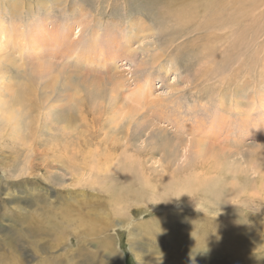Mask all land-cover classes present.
<instances>
[{
  "label": "rangeland",
  "instance_id": "obj_1",
  "mask_svg": "<svg viewBox=\"0 0 264 264\" xmlns=\"http://www.w3.org/2000/svg\"><path fill=\"white\" fill-rule=\"evenodd\" d=\"M11 84L0 264H264V0H0Z\"/></svg>",
  "mask_w": 264,
  "mask_h": 264
},
{
  "label": "bare ground",
  "instance_id": "obj_2",
  "mask_svg": "<svg viewBox=\"0 0 264 264\" xmlns=\"http://www.w3.org/2000/svg\"><path fill=\"white\" fill-rule=\"evenodd\" d=\"M16 6V5H15ZM13 9H15L14 7H13ZM161 36V35H160ZM160 38V37H159ZM59 41V40H58ZM69 46V45H68ZM62 48V47H61ZM61 48H59V49H61ZM66 50V49H65ZM75 52V51H74ZM68 55V54H67ZM66 55V56H67ZM71 55V54H70ZM70 57V56H69ZM68 57V58H69ZM81 59V58H80ZM88 59V58H87ZM83 63V62H82ZM86 64V63H85ZM52 69V68H51ZM51 69H49L48 67H45V66H38L37 67V71H40L42 74L43 73H45V72H50L49 70H51ZM56 76H59V75H56ZM147 80V79H146ZM146 80H145V82L144 83H142V84H139L138 86H137V91L140 93L141 92V90L142 89H144V86L145 85H147L148 84V82H147V84H146ZM11 83V82H10ZM33 84V83H32ZM143 85V87H140V86H142ZM20 86V85H19ZM17 86V88L15 87V85H12L11 84V86H7V93H8V97H10V100L9 99H7V98H5V97H3V95L2 94H0V97H2V98H0V109H1V111H5V110H7V109H9V113H8V119H9V117L10 118H13V119H15V121H16V123H18L19 121H18V119H17V116H18V114H21L22 112V110L26 107V103H25V98H27V101H28V98H32V96H31V94H29L27 91L28 90H31V89H33V87H29V88H27V91H25V89H24V91L25 92H23V88H22V86H24V85H22V86ZM27 86V85H26ZM51 93H54V88L52 89V91H51ZM142 93H140V95H141ZM53 99V98H52ZM9 100V101H8ZM52 102V101H51ZM54 103V102H53ZM7 106H9L8 108H7ZM12 109H15L16 111H12ZM84 110V109H83ZM82 111V110H81ZM82 113V112H81ZM80 116L81 115H76V114H73V113H70V112H64V114H63V119L64 120H67V121H69V122H71V121H76L77 119H79L80 118ZM84 117V116H83ZM77 143H76V146L73 144V152H71L72 154L78 149V148H81L82 146H84V145H86L85 143V141H84V139L82 140L81 139V135H79L78 137H77ZM88 145V144H87ZM200 145H202V148L201 149H199V151H204V147H205V145L206 144H204L203 142H201L200 143ZM69 148V146L67 145V143H63V144H60V143H56V144H54V146L53 147H50L49 149L51 150V153H54L55 155H57V152L59 151L60 153H61V155L62 156H66L67 154H68V152L66 151L67 149ZM61 149H63L62 151H61ZM65 150V151H64ZM113 150H116V148H114ZM219 154V153H218ZM216 155V154H215ZM215 155H214V157H215ZM215 158H217V157H215ZM114 160H115V158H113ZM128 160V159H127ZM69 162H70V160H69ZM213 162H214V164L213 165H215L216 164V162L213 160ZM212 163V162H211ZM109 165H112V158H110V162H109ZM205 165V164H204ZM203 165V167H205ZM49 166V165H48ZM201 166V165H200ZM202 167V166H201ZM214 167V166H213ZM216 167V166H215ZM217 167H219V166H217ZM216 167V168H217ZM212 168V167H211ZM216 168H214V169H216ZM203 169V168H202ZM207 169V168H206ZM205 168L203 169V170H206ZM213 169V168H212ZM218 169H221V168H218ZM47 170V169H46ZM202 170V171H203ZM208 170V169H207ZM48 171V170H47ZM201 171V172H202ZM211 171V170H210ZM216 171V170H215ZM194 173V172H193ZM198 173H200V172H198ZM205 173H207L206 171H205ZM218 173V172H217ZM207 175V174H206ZM209 175H211V174H209ZM196 176H198V175H196ZM202 176V175H201ZM192 177V176H191ZM200 177V176H199ZM207 177V176H206ZM197 178L196 177V179H194V180H192L191 182L190 181H187V180H185L184 182H177L176 183V181L174 182V183H171L170 185H167V184H164V185H159V186H162L161 187V191H160V195L161 194H168V200H169V198H171L172 196H177L178 198L181 196V195H183L184 193H189V192H194V193H196V192H202V193H206V192H208V191H212V186L214 187V185H216V181L214 180V179H208L209 178V176H208V178ZM174 179V178H173ZM177 180V179H176ZM181 180V179H180ZM174 181V180H173ZM179 181V180H178ZM216 182V183H215ZM167 192V193H166ZM215 192H217V191H215ZM222 195H225V194H222ZM226 195H228V194H226ZM225 195V196H226ZM162 196V198L164 199V201H166V196L165 195H161ZM229 196V195H228ZM195 197V196H194ZM210 197V196H209ZM230 197V196H229ZM195 199H197L198 200V198H195ZM210 199H211V197H210ZM162 200V199H161ZM161 200H159L160 202H162V203H164L163 202V200L161 201ZM168 200H167V202H168ZM170 201H171V199H170ZM204 201H206V202H208L207 200H204ZM211 201V200H210ZM209 203V202H208ZM200 204H201V202H200ZM207 204V203H206ZM205 206V205H204ZM208 206V205H207ZM69 207H72V206H67L66 207V209H69ZM211 208V207H210ZM209 208V209H210ZM214 209V208H213ZM192 211V210H191ZM191 211H189V212H191ZM193 212V211H192ZM200 212V211H199ZM207 213V212H206ZM226 213V212H225ZM68 214V213H67ZM66 214V215H67ZM191 214V213H190ZM201 214V213H200ZM208 214H210V213H208ZM192 215V214H191ZM187 216V215H186ZM206 217V216H205ZM209 217V216H208ZM208 217H206L207 219H208ZM224 217V216H223ZM211 219H213V218H211ZM166 220V219H165ZM96 220H91V222H95ZM202 222H204V221H202ZM206 223V222H205ZM131 229V228H130ZM200 237V236H199ZM198 240V239H197ZM56 245H59L58 243H56ZM221 247H223V245L221 244ZM133 250V246L131 245V247H130V250ZM115 255H117V257L118 258H120L121 256H120V253L118 252V253H115ZM123 256V260H125V257H124V255H122ZM121 260H122V257H121ZM9 261H10V263L11 264H21V262H20V259L18 258V257H15V256H10V258H9ZM47 263V260H44V261H42L41 262V264H46Z\"/></svg>",
  "mask_w": 264,
  "mask_h": 264
}]
</instances>
